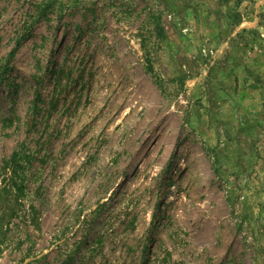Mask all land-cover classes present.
<instances>
[{
    "label": "rangeland",
    "instance_id": "obj_1",
    "mask_svg": "<svg viewBox=\"0 0 264 264\" xmlns=\"http://www.w3.org/2000/svg\"><path fill=\"white\" fill-rule=\"evenodd\" d=\"M4 65L0 264H264V0H0Z\"/></svg>",
    "mask_w": 264,
    "mask_h": 264
},
{
    "label": "trees",
    "instance_id": "obj_2",
    "mask_svg": "<svg viewBox=\"0 0 264 264\" xmlns=\"http://www.w3.org/2000/svg\"><path fill=\"white\" fill-rule=\"evenodd\" d=\"M14 53H15V51H12L11 55H13ZM5 68H6V65L2 66L1 69H0V81L2 80V76L1 75L4 72L3 69H5Z\"/></svg>",
    "mask_w": 264,
    "mask_h": 264
}]
</instances>
